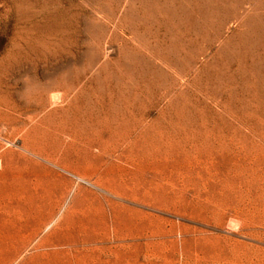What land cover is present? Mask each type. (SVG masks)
<instances>
[{
	"label": "rangeland",
	"instance_id": "obj_1",
	"mask_svg": "<svg viewBox=\"0 0 264 264\" xmlns=\"http://www.w3.org/2000/svg\"><path fill=\"white\" fill-rule=\"evenodd\" d=\"M0 264H264V0H0Z\"/></svg>",
	"mask_w": 264,
	"mask_h": 264
},
{
	"label": "bare ground",
	"instance_id": "obj_2",
	"mask_svg": "<svg viewBox=\"0 0 264 264\" xmlns=\"http://www.w3.org/2000/svg\"><path fill=\"white\" fill-rule=\"evenodd\" d=\"M55 102V101H54ZM216 239V238H215ZM214 240V239H213ZM234 242H236V243H240V242H237V241H234Z\"/></svg>",
	"mask_w": 264,
	"mask_h": 264
}]
</instances>
